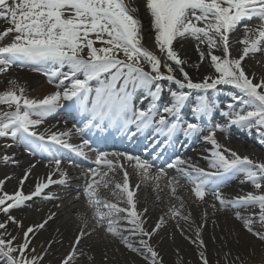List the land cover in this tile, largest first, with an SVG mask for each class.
I'll return each instance as SVG.
<instances>
[{"label":"snow or ice","instance_id":"obj_1","mask_svg":"<svg viewBox=\"0 0 264 264\" xmlns=\"http://www.w3.org/2000/svg\"><path fill=\"white\" fill-rule=\"evenodd\" d=\"M145 7L159 55L142 42V21L135 0H0V20L8 24L0 31V74L13 66L30 68L46 76L56 89L43 98H33L11 79L8 87L0 90V138L12 142L5 147L22 146L30 155L45 157L51 167L29 193H25L24 184L35 164L25 171L14 192L4 191L5 180H0V214L6 217L0 221V254L9 264H43V255L30 254L36 251L30 248V234L56 216L51 213L40 224L30 225L23 233V243L17 244L8 226L23 224L11 211L36 197L58 199L45 190L70 183L62 163L75 164L76 157L87 161L88 153L94 151L95 159L89 161L93 166L87 169L85 185L77 189L76 198L82 192L97 227H104L107 234L141 255L146 264H163L150 241L167 221L160 216L154 226L147 227L148 208L138 209L140 184H131L132 173L154 179L159 188L160 178L168 175L166 168L175 169L179 175L168 179L173 196L179 180L184 179L192 185L197 200L204 201L211 194L221 209H233L244 229L264 242V160L241 155L217 137V129L227 132L236 127L264 138V76L257 78L244 66L246 58L264 55V0H145ZM254 20L258 23L250 26ZM240 26L244 29L239 41L243 47L234 57L230 34ZM187 39L196 41L197 70L206 59L213 69L200 80L192 78L186 70L187 61L175 47L176 42ZM220 86H231L235 91L220 109L227 125H213L203 136L210 145L205 157L208 167L177 155L153 175L154 160L175 147L178 136L191 138L203 131L202 125H211L219 107L211 94L219 93ZM61 110L75 113L78 123L63 130L41 131L45 120ZM149 131L151 138L146 135ZM113 134L132 143L144 138L149 140L145 153L149 148L159 152L150 160L131 152L96 151L93 139L84 138L96 135L98 143ZM74 135L81 137L79 143L71 142ZM259 142L264 145V139ZM2 159L16 163L14 156L4 155ZM122 161L131 165L132 173ZM117 168L122 170L121 182L110 176ZM238 175L244 176L253 190L225 198L221 189ZM109 188L115 200L100 195L101 189ZM211 207L217 210L216 203ZM183 209L182 199L178 207L169 209V215L178 218L176 226L182 234L186 229L180 227L179 220L191 221V214L185 215ZM242 210L249 214H242ZM207 221L205 210L192 239L199 249L200 264H210L202 238ZM87 227L85 220L61 264H73L78 246L90 235ZM134 238L138 239L133 242Z\"/></svg>","mask_w":264,"mask_h":264},{"label":"bare ground","instance_id":"obj_2","mask_svg":"<svg viewBox=\"0 0 264 264\" xmlns=\"http://www.w3.org/2000/svg\"><path fill=\"white\" fill-rule=\"evenodd\" d=\"M135 3L142 21L143 37L146 39L147 45H151L152 50L157 52V48L149 42L150 37L146 33L150 23V14L146 10L145 0H135ZM256 23L258 21L254 20L250 22V26ZM6 27L4 21L0 20V31ZM243 33L244 29L240 26L230 34L231 53L234 57L242 51L243 46L239 41L243 38ZM5 42H8L7 38ZM195 45L196 41L192 39L175 43L181 57L187 61L186 70L189 71L194 80H200L203 76L211 74L213 69L206 59L197 70L195 65L198 62V52ZM217 54H220L219 49ZM244 66L246 71L250 74L255 73L257 78L264 76V55L258 53L252 55L251 58H246ZM176 74L177 76L180 75L178 72ZM11 79H16L19 84L23 85L26 94L33 98H43L56 90L54 85L49 83L48 78L42 73L18 66H13L6 73L0 74V90H5ZM220 87L219 93L211 94L215 96L219 106L218 110L213 113L211 125H202L203 131L196 134L192 141L189 142L188 138H185L179 148L170 149L155 159V167L151 170L153 175L159 167L166 168V164L170 163L177 155L190 160L194 164L195 162H202L208 165L205 155L208 154L207 149L210 145L203 140V136L207 134L209 128L213 125H227V119L220 114V109H223L224 104L235 91L234 89H225L223 86ZM167 99V94H165V101ZM144 105L146 103L140 105V107ZM65 115H68L67 110L57 112L45 120L40 130L43 131L45 128L63 130L65 127L70 128L73 124L78 123V119L74 121L63 120ZM65 121H67V125H65ZM217 137L225 147L231 148L241 155H248L255 160H264V145L259 142L264 138L258 136L255 131L246 132L236 127L229 128L227 132L217 129ZM80 140L81 137L75 135L71 138L72 143H79ZM11 143L9 139L0 138V180H5L4 191L14 192L18 189L19 181L25 171L35 164L32 174L24 184L25 193H29L34 189L37 180L47 176L51 167L48 165L46 158L36 155L30 156L22 146L5 147V145ZM129 147L127 144H119L113 149L105 151L109 153L131 152L133 155H141L142 158L150 160L157 155L154 150L145 153L143 149L132 150ZM4 155L14 156L16 163H5L2 159ZM88 156L89 160L87 161L76 157L77 161L71 165L64 161L62 167L67 169L71 178L70 183L68 185H52L50 189L45 190L54 197H58V199L36 197L31 201H27L24 206L13 209L11 215L22 221L23 226L17 227L15 224H9L8 231L17 237L15 243H23V233L30 225L40 224L51 213H56L55 218L48 221L44 228L39 229L35 234H30V248L36 250L35 253L30 254L43 255V264H61L62 259L71 250V245L82 227L83 221L86 220L88 227L85 230L90 235L83 239L78 246V254L73 264H146L141 255L127 249L118 238L107 234L104 227H97L93 218V210L88 206L87 199L82 192L80 198H76L77 189H82L85 185L87 169L93 166L89 161L95 159V152H89ZM122 162L132 173L131 165H128L127 161ZM166 171L168 175L160 178L159 188H157V181L154 179H142L134 173L130 175V182L133 186L140 184L137 191L138 209L148 208L147 227L154 226L160 216H164L167 221L150 241L152 246L159 252L163 264H200L198 259L199 249L192 243V239L195 238V226L201 224L205 210L208 212V221L203 229L202 238L207 245V256L210 264H226V261L228 264H264V242L244 229L242 221L236 219L233 209H221L219 203L215 201L211 194L206 195L204 201L197 200L192 192V185L184 179L179 180L176 194L173 196L171 188L168 186V179L177 177L179 174L175 169L166 168ZM110 176H113L115 182H121L122 170L117 168L114 174H110ZM252 190V185L246 182L245 177L242 175L231 177L221 189L225 198L244 195ZM100 195L109 200H115L111 188L101 189ZM181 199L184 203V214H191L190 222L179 220L180 227L186 229L183 234L180 228L176 226L178 218L173 219L169 215V209L173 205L178 207ZM213 203H216L217 210H213L211 207ZM121 206L124 205L121 204ZM256 210L258 211V209ZM242 214L247 215L249 212L242 210ZM5 219L6 217L0 214V221ZM93 228H95V231L92 230ZM125 234L127 235V233ZM136 239L138 238H134L133 242ZM226 253L229 255L226 256ZM0 264H9L8 259L2 254H0Z\"/></svg>","mask_w":264,"mask_h":264},{"label":"rangeland","instance_id":"obj_3","mask_svg":"<svg viewBox=\"0 0 264 264\" xmlns=\"http://www.w3.org/2000/svg\"><path fill=\"white\" fill-rule=\"evenodd\" d=\"M138 17L140 18V16H139V13H138ZM141 20V19H140ZM4 23H5V25L6 26H8V24H7V22H5L4 21ZM147 34H148V36L150 37V43L151 44H154L155 45V47L157 48V45L155 44V40H154V36H155V33H154V30H153V28H152V25H151V17H150V23H149V25H148V28H147V32H146ZM143 44H144V46L145 47H147V48H149L150 50H152V46L151 45H147V43H146V39L143 37ZM97 46L99 47L100 45L99 44H97ZM153 51V50H152ZM157 54L159 55L160 53H159V51H158V48H157ZM147 67V66H146Z\"/></svg>","mask_w":264,"mask_h":264}]
</instances>
